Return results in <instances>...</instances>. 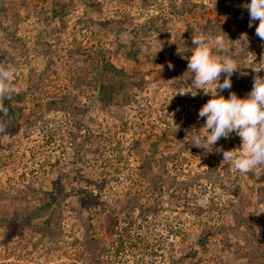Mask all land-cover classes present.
Returning a JSON list of instances; mask_svg holds the SVG:
<instances>
[{
	"label": "rangeland",
	"instance_id": "obj_1",
	"mask_svg": "<svg viewBox=\"0 0 264 264\" xmlns=\"http://www.w3.org/2000/svg\"><path fill=\"white\" fill-rule=\"evenodd\" d=\"M249 2L0 0V66L16 68L14 86L37 80L41 101L74 95L67 108H41L36 120L0 133V264H91L111 242L119 245L115 259L109 254L114 264H264V171L240 174L222 153L191 145L211 97L186 79L182 63L188 36L203 32L211 41L222 31L240 70L219 94L245 97L253 77L264 76V41L258 21L248 27ZM132 42L138 55L128 59L122 45ZM76 48H100L124 67L131 101L104 106L93 89L73 83ZM240 143L233 133L214 148ZM144 156L154 157L146 170L154 181L140 176ZM49 191L61 198L40 209ZM115 199L124 209L108 235L96 209ZM201 232L206 250L193 243ZM89 237L99 241L85 251Z\"/></svg>",
	"mask_w": 264,
	"mask_h": 264
},
{
	"label": "clouds",
	"instance_id": "obj_2",
	"mask_svg": "<svg viewBox=\"0 0 264 264\" xmlns=\"http://www.w3.org/2000/svg\"><path fill=\"white\" fill-rule=\"evenodd\" d=\"M243 7L249 13L248 27H253L254 22L258 21L255 32L264 41V0H250ZM225 37L222 31L211 41L203 32L193 35L190 54L183 57L188 61L185 73L189 75L186 79L191 78L192 85L203 89L211 97L199 109L198 118H205V122L199 130L191 132V145L208 153H222L224 162L246 175L253 171H264V76L253 77L251 90L243 98L232 91H229L227 99L220 95V92L231 89L230 77L240 70L230 54L231 41L228 38L226 41ZM168 67L172 69L173 65L169 62ZM15 72L14 66H0V114L7 113L5 102L11 100L13 94L19 93L13 84ZM221 74L224 75L223 82ZM206 85L214 87L211 91H205L203 86ZM5 131L6 125L0 119V133ZM233 133L240 137L238 147L231 150H224L222 146L214 148L221 138L229 139Z\"/></svg>",
	"mask_w": 264,
	"mask_h": 264
},
{
	"label": "trees",
	"instance_id": "obj_3",
	"mask_svg": "<svg viewBox=\"0 0 264 264\" xmlns=\"http://www.w3.org/2000/svg\"><path fill=\"white\" fill-rule=\"evenodd\" d=\"M56 5L57 7H54L52 12L59 14L62 12L63 5L61 3ZM5 7L6 6H3L0 10H5ZM191 37L192 36H188L186 41H184V56L190 54V49L192 47ZM122 47L126 58L133 59L138 55V47H135V42L133 43L132 48L127 44H123ZM75 53L80 56V59L77 60L76 65L72 67L70 80L73 83L77 85L83 84L84 86L93 89L92 97L96 98L104 106L113 105L115 103L126 104L131 101L132 94L129 91V85L132 83V80L124 67L114 65L113 62L103 54L100 48H84V50L76 48L74 50V54ZM182 63L184 68L187 67V59H185ZM25 80L27 82L25 89L19 90L18 94H13L12 99L5 102L7 113L0 114V119H2L5 124H16L19 122L29 124L36 120L41 108H44L45 110L64 109L71 104V100L74 95H72L69 91H64L57 96H52L45 101H41V99H39L40 97L36 93L37 90H41V83L30 78H26ZM29 97L31 99V102L29 101L30 106L27 105ZM27 106L28 113H26ZM160 139L161 138L158 136L157 139L151 143L153 150H158V145L161 142ZM153 158V156L151 158L144 156L142 161L139 163V167L142 170V175L140 176L144 177L146 180L151 179L154 181V179H152L150 174L146 171L152 167L151 163ZM47 193L48 192H46V194ZM49 193L50 197L41 202L39 206L40 209L48 208L52 204L59 202L61 198L60 195L57 197L56 195H52L51 191H49ZM94 196L97 197L98 195ZM116 202H120L119 199H115L114 203H111L112 205L110 203L108 204L106 202H102L103 205L96 209V217L100 220L99 225L108 235L113 232L114 226L116 225V223H114L116 218L115 212L124 209V206H117ZM133 202L137 203V198H134ZM45 223L47 224V221H45ZM127 229L128 228L125 227L123 230L125 231ZM127 233L128 235L126 236H130V233ZM92 241L98 242L99 239L89 237L85 240V251H89L88 249L89 246H91ZM193 243L197 244L200 250H206L209 243L207 233L201 232ZM121 244L122 243H120V245ZM118 251V244L115 245L113 242H111L110 246L104 244L99 247V254L101 253V255L98 254L90 257L91 264H114V259L116 257L115 254H117ZM253 251L254 250L250 251L251 254H254ZM110 253L114 254V259L112 260L109 258ZM194 253H196V251H194ZM102 255H105V257H101Z\"/></svg>",
	"mask_w": 264,
	"mask_h": 264
}]
</instances>
